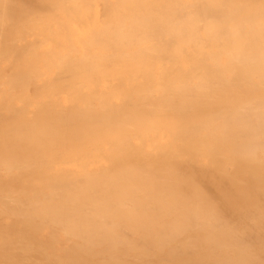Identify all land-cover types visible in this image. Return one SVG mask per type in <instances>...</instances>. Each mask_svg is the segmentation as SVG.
I'll return each mask as SVG.
<instances>
[{
	"label": "bare ground",
	"instance_id": "1",
	"mask_svg": "<svg viewBox=\"0 0 264 264\" xmlns=\"http://www.w3.org/2000/svg\"><path fill=\"white\" fill-rule=\"evenodd\" d=\"M0 10V107L33 114L5 130L18 156L0 142L17 157L0 168V249L25 264H264V0Z\"/></svg>",
	"mask_w": 264,
	"mask_h": 264
},
{
	"label": "rangeland",
	"instance_id": "2",
	"mask_svg": "<svg viewBox=\"0 0 264 264\" xmlns=\"http://www.w3.org/2000/svg\"><path fill=\"white\" fill-rule=\"evenodd\" d=\"M0 15H1V10H0ZM0 19H1V17H0ZM3 87H4V86H3ZM13 93H14V92H10V93H8L7 95H9V94H13ZM14 94H15V93H14ZM2 95H4V94H2ZM0 96H1V95H0ZM13 97H14V95H13ZM0 98H2V99H0V101H2V100H3V97L1 96ZM16 103H20V102H16ZM21 103H22V104H20V105L18 104L19 106H21V109H24V108H25V109L29 110L30 107L32 106L31 102H30L31 105H28V103H24V102H22V101H21ZM28 107H29V109H28ZM31 108H32V107H31ZM0 109H1V107H0ZM1 110L3 111V113H0V118H2L3 120L0 119V129H1L0 132L3 133L2 135L6 134V136H4V138H2L3 136L0 134V140H1L0 142H1L2 145L4 146V143H5V142L7 143V141H8L7 145L5 144L6 146L4 147V148H6L10 142H12V143H10L9 146H10L11 144H12L11 146H13L14 141H15V142H16V140L18 141L19 136H18V138L16 137V140L12 138L14 141H10V142H9V140H12V139L10 138V135L12 136V135H13L12 133L16 131V132L14 133L15 135H13V136H17L16 133L22 130V123H18V122H19V120H20V121L22 120V117H23L22 114H24V113H21V112H20V113H21V116H20V118H19L20 113H18V116H17L15 112H14V114L12 115V113H11L12 110H9V109H8V110H7V109H1ZM1 110H0V111H1ZM4 110H7L9 114H6L7 112L4 111ZM10 111H11V112H10ZM5 112H6V113H5ZM29 112H30V113H29ZM29 112L26 113V114H24V116H25L27 119H28V116H30V118H31V116H33V114H31V110H30ZM2 115H4V117L7 118V119H5ZM6 115H7V117H6ZM10 115H11V116H10ZM26 115H28V116H26ZM8 116H9V117H8ZM8 118L10 119V121H9ZM23 119H24V118H23ZM28 120H29V119H28ZM8 121H9V122H8ZM23 121H26V119L23 120ZM2 122H4V123H3L4 125H2ZM5 122H6V123H5ZM7 122H8V124H9V123H10V124L7 125ZM17 125H18L20 128H19ZM16 126H17L18 128H17ZM11 127L13 128V130H15V129H16V130L13 131L12 129H10V130L7 129V128H11ZM15 127H16V128H15ZM2 128H6V129H3L4 131H2ZM18 129H21V130H18ZM5 130L9 131V132H10V135H9V133H7V131L5 132ZM11 130H12V131H11ZM17 130H18V131H17ZM19 133H20V132H19ZM7 134H8V135H7ZM20 134L22 135V131H21ZM8 136H9L10 139L8 138ZM13 136H12V137H13ZM20 137H21V136H20ZM7 138H8V140H6ZM19 139H20V138H19ZM22 142H24V141H21V143H22ZM18 144H20V143L14 144V146L11 148V150H10V149H5V151L10 150V151H12V152H9V151H8V153H12V154L15 153V154H13V155L18 156V152H17V150H16L17 154H16V152H14V150H12V149H14V148H17L16 146H18ZM22 144H23V143H22ZM24 144H25V142H24ZM15 145H16V146H15ZM20 145H21V144H20ZM0 147H2L1 144H0ZM18 147H20V146H18ZM2 148H3V147H2ZM2 148H1V149H2ZM4 148H3V149H4ZM7 148H9V147H7ZM17 149H18V148H17ZM0 151H1V150H0ZM1 152L4 153L3 150H2ZM1 152H0V154H1ZM3 153H2V155H4V156H5V155L8 156L7 154H3ZM5 153H6V152H5ZM12 154H10V157L8 156L9 158H8V157L3 158L4 156L2 157V155L0 156V158H2V160H0V162L3 161V159H7V160H8V161H7V160H4V161L2 162V164L0 163L1 166L3 165V163H5V164H4L5 166H4V165H3L2 167L0 166V168H3V169L6 168V166H9L7 163L11 162V160L14 161L15 158H16L15 160H17V157H16V156L11 158V155H12ZM13 158H14V159H13ZM10 159H11V160H10ZM6 161H7V163H6ZM13 161H12V163H14ZM6 164H7V165H6ZM3 169H2V170H3ZM7 169H8V167L6 168V170H7ZM0 170H1V169H0ZM6 170H5V172H2V171L0 172V177H1V178H4V176L6 177V174H5V173L8 172V171H6ZM3 171H4V170H3ZM3 173H4V174H3ZM1 174H2V175H1ZM26 178H28V177H26ZM1 182L3 183V181H1ZM2 183L0 184V187L2 186ZM9 183H11V182H9ZM12 183H13V182H12ZM12 183H11V184H12ZM8 185L10 186V184H8ZM15 185H16V184H15ZM15 185L13 184L12 186L15 187ZM12 186H11V187H12ZM1 188H4V187L2 186ZM1 188H0V192H1ZM5 188H6V187H5ZM13 189H14V188H13ZM5 192H6V191H5ZM0 206H1V205H0ZM1 207H2V206H1ZM1 207H0V208H1ZM2 208H4V207H2ZM1 210H2V209H1ZM0 213H1V211H0ZM2 214H3V213H2ZM2 214L0 215V217H2ZM1 234H2V233H1ZM0 242H1V239H0ZM2 246H3V245H2ZM11 247H13V249H11ZM14 247H15V245L11 244V246H10V244H9L8 247H7V246H4L3 249L1 248L2 250L0 249V256L2 255L1 253H2L3 251H4L3 254H4L5 256L7 255V254H5V252H7L8 254H9L10 252H12V254H10V256L12 255V256H11L12 259H10V256H9V255H7L8 258L5 257V256L3 255L4 257L1 256V258H3L2 261H4V260L7 258V259H6L7 261L5 260L4 262H8L9 259H10V262H13V264H16V263H17V264H18V263L23 264L24 262L22 263V259H21L20 256L23 254L22 256L25 257L26 254L23 253V251H21V250L19 251L20 248L17 249V248H14ZM4 248H6V250H7V249H11V250H10V252H9V250L6 251V250H4ZM12 250H13V251H12ZM14 252H15V253H14ZM16 252H17L19 255H18ZM21 253H22V254H21ZM15 254H16V257L14 256ZM24 254H25V256H24ZM17 255H18V256H17ZM13 256L15 257V260H16L15 263H14V261H13V259H14ZM17 257H18V258H17ZM1 258H0V259H1ZM4 258H5V259H4ZM18 259H21V260H19V261H21V262L17 261ZM2 261L0 260V264H2V263H3V264H7V263H4V262H2ZM10 262H8V263L10 264ZM11 264H12V263H11ZM24 264H25V263H24Z\"/></svg>",
	"mask_w": 264,
	"mask_h": 264
}]
</instances>
